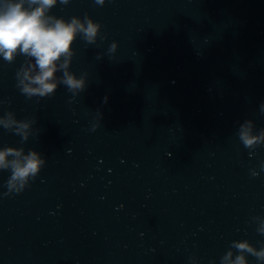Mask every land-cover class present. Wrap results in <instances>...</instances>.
Segmentation results:
<instances>
[{"label": "water", "instance_id": "water-1", "mask_svg": "<svg viewBox=\"0 0 264 264\" xmlns=\"http://www.w3.org/2000/svg\"><path fill=\"white\" fill-rule=\"evenodd\" d=\"M49 14H87L105 39L73 41L75 95L26 97L27 58L0 56V115L35 120L26 141L0 126V147L45 161L20 192L0 170V264H221L233 240L264 246V142L238 136L264 128V0H57Z\"/></svg>", "mask_w": 264, "mask_h": 264}, {"label": "clouds", "instance_id": "clouds-1", "mask_svg": "<svg viewBox=\"0 0 264 264\" xmlns=\"http://www.w3.org/2000/svg\"><path fill=\"white\" fill-rule=\"evenodd\" d=\"M60 2L65 4L67 0ZM95 2L102 5L104 0ZM56 4L57 0H0V56L9 63L18 54L27 58L26 64H22L15 75L17 87L28 98L51 96L58 84H63L73 95L83 91L87 73L77 77L69 70L73 41L78 34L88 44L96 43L98 35L101 40L105 39L99 31L100 23L87 14L83 19L72 16L69 20L50 15V9ZM116 48L117 42L113 41L108 52L114 53ZM100 57L101 54L97 53V59ZM58 71L62 75L57 76ZM260 112L264 113V103ZM33 123L34 118L17 119L12 111L0 115V126L19 135L22 141H26L33 131ZM95 127L94 124L93 129ZM253 127L251 120L239 125V139L249 149L264 142V128L253 134ZM44 163V158L33 149L25 153L22 147H0V170H10L11 173L6 181L8 192L22 191L29 180L37 176ZM256 231L264 235V224ZM233 248L237 250L234 260L231 259ZM246 253L258 262L264 261V246L256 248L242 239L231 242V247L221 258V264H247Z\"/></svg>", "mask_w": 264, "mask_h": 264}]
</instances>
